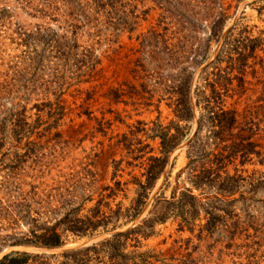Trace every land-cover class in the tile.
I'll return each mask as SVG.
<instances>
[{"label":"rangeland","instance_id":"rangeland-1","mask_svg":"<svg viewBox=\"0 0 264 264\" xmlns=\"http://www.w3.org/2000/svg\"><path fill=\"white\" fill-rule=\"evenodd\" d=\"M101 1L0 0V264L24 254L27 264H112L119 240L122 264H264V0H223L229 19L198 66L190 53L211 31L202 5ZM184 14L190 28L178 24ZM221 51L231 130L197 107ZM191 72L193 120L140 199L160 137L177 133L174 101ZM196 151L204 158L188 167ZM219 152L233 158L220 171L237 182L233 196L189 180ZM186 190L201 202L193 215L164 204ZM207 198L221 210L210 227ZM52 231L63 245L36 244Z\"/></svg>","mask_w":264,"mask_h":264},{"label":"trees","instance_id":"trees-1","mask_svg":"<svg viewBox=\"0 0 264 264\" xmlns=\"http://www.w3.org/2000/svg\"><path fill=\"white\" fill-rule=\"evenodd\" d=\"M190 4H200L204 7L207 14V19L209 20V28L210 31V37L207 40V46L202 48L201 46L195 49L193 52L190 53V55H194L193 63L191 65H197L198 62H203L207 59L209 50L211 48V42L213 40H217L220 38L222 31L226 25L228 17V9L224 8L223 0H188ZM169 3V1H168ZM93 5L98 9L104 8V3H102L101 0H93ZM183 4H177V7H181ZM175 6V7H176ZM187 6V5H184ZM182 12H186L184 10H181ZM189 16L187 14L182 15V17L178 20V24L180 25V22H182L183 25H187V28H190L192 25H194L193 22H190L191 19L193 21L195 18L191 17L188 19ZM237 40L234 38L233 33H230L226 40H225V46L226 48L234 49V46L236 44ZM240 42V41H239ZM226 52L221 51L216 60L214 61V65H216L213 69V72L209 74L207 79L204 81L205 86L203 87V90L199 91L197 94V107L202 108L204 111L207 112L208 115V121L210 125L213 128H220L224 127L227 129H232L233 126L237 122L236 114L232 111H226L224 110V100L223 98L226 97L227 90L224 86L225 78L222 76V70L219 68V64L222 60V54H225ZM241 56V55H240ZM211 65V64H210ZM192 74L190 73L188 76H183L180 80V90L176 94V100L174 101V113L176 118L178 119L176 128V135L168 136V134H162L161 138V154L164 156L162 157H151L149 159V164L146 168V173L144 176L146 177V185H141V191L142 193L139 195L140 199H146V192L147 188L151 187L153 183H155L162 172L165 169L167 158L171 152H173L181 143V139L179 136V124L181 122H190L193 120L194 113L191 108V98H190V91H191V82H192ZM224 78V79H223ZM201 126V125H200ZM229 130V132H230ZM220 145L219 143H217ZM237 145V146H236ZM233 144L231 146L232 149H237L240 146L239 144ZM249 146L254 145L252 143H249ZM244 147V146H243ZM243 147L241 152L243 151ZM256 147V146H255ZM226 150V149H225ZM192 151H190L189 154H191ZM254 154L259 155L258 152L254 151ZM213 156L211 159H208V162L205 165H200L202 159L204 158L202 154H200L199 151L194 152V155L188 156L189 163L188 167L195 164V162L199 161L200 163L191 167L190 170V177L189 180L191 184L197 188L202 189L203 191L215 188L217 187V191L221 193L223 196H233L236 193V187H234L233 184H236L237 182L234 181V179H225L222 180V171L226 163L228 161L233 160V158H229L231 156H225L223 153H218ZM210 156V157H211ZM221 171V172H220ZM234 182V183H233ZM183 199L178 202L176 205L175 202L169 203L165 202L164 204L169 206H180L185 207L191 215L195 213V211H198L199 206L201 202L197 200V198L192 194L190 190H186L185 193H183ZM175 197V193L173 198ZM208 202V210L206 212L207 216V224L210 226H214L216 224V221L220 218L216 213L218 210H220L218 207H215L213 204V200L210 198H207ZM140 201L137 203L139 204ZM139 206V205H138ZM221 211V210H220ZM189 212H186V214H189ZM224 212V210H223ZM154 214V222H160L163 221L162 218H159V215ZM184 221L188 222V220ZM92 221H89L88 224L86 223V226L84 228H75L74 231H71L75 234L85 233L88 229L91 230L93 228ZM152 223L151 226L152 227ZM96 227V226H95ZM122 235L117 236L116 238H122ZM35 238L38 239L39 242L36 244H39L41 246L47 247V248H55L60 247L63 245L62 237L60 234H57L55 231H52L49 235L45 234L42 236H35ZM126 238V237H124ZM28 244H33L34 242H30V240L26 241ZM122 245L120 240L114 245L112 248V264H122L120 262V258H124L122 254L119 253L118 249ZM29 256L24 255H17V256H7L3 259L2 262L6 264H27Z\"/></svg>","mask_w":264,"mask_h":264}]
</instances>
